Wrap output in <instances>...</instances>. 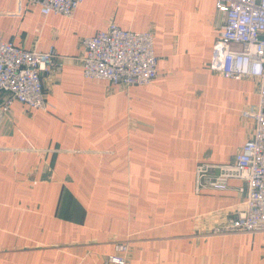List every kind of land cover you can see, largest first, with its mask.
Segmentation results:
<instances>
[{"label": "crops", "instance_id": "0c3cea01", "mask_svg": "<svg viewBox=\"0 0 264 264\" xmlns=\"http://www.w3.org/2000/svg\"><path fill=\"white\" fill-rule=\"evenodd\" d=\"M216 0H83L72 16L0 0V37L54 47L46 109L0 93V264H264V231L212 234L245 182L196 190L199 162L234 159L254 133L255 77L213 72ZM150 30L158 76L146 85L84 76L83 38L109 23Z\"/></svg>", "mask_w": 264, "mask_h": 264}, {"label": "built area", "instance_id": "2783aa9c", "mask_svg": "<svg viewBox=\"0 0 264 264\" xmlns=\"http://www.w3.org/2000/svg\"><path fill=\"white\" fill-rule=\"evenodd\" d=\"M44 15L72 16L83 0H29ZM220 33L213 46L209 68L216 73L259 81V101L254 111L243 110L254 119V133L234 159L228 162L202 161L196 167V190L226 189L229 181L240 179L246 198L210 233H256L264 231V0H216ZM84 76L107 79L114 84L146 85L158 76V57L150 30L125 29L116 23L83 38ZM64 56L54 47L47 51L26 49L0 37V93H7L1 104L8 110L14 101L46 109L43 73L58 71ZM112 264H133L127 258L129 245L117 241Z\"/></svg>", "mask_w": 264, "mask_h": 264}]
</instances>
